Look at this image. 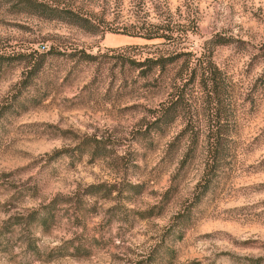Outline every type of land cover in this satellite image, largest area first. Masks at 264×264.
Masks as SVG:
<instances>
[{
  "label": "rangeland",
  "instance_id": "rangeland-1",
  "mask_svg": "<svg viewBox=\"0 0 264 264\" xmlns=\"http://www.w3.org/2000/svg\"><path fill=\"white\" fill-rule=\"evenodd\" d=\"M0 264H264V0H0Z\"/></svg>",
  "mask_w": 264,
  "mask_h": 264
},
{
  "label": "trees",
  "instance_id": "trees-1",
  "mask_svg": "<svg viewBox=\"0 0 264 264\" xmlns=\"http://www.w3.org/2000/svg\"><path fill=\"white\" fill-rule=\"evenodd\" d=\"M38 6L44 8L45 10H52L54 12L60 13L62 16H68L70 18L69 21L72 23L79 24L90 30H97L98 24L91 18L89 15L85 13H81L79 10H73L71 7H54V5H49L45 2H36ZM140 5V4H139ZM142 8V7H140ZM137 20V19H136ZM178 22H173L169 19H161V21L150 22L144 19H138L137 23L131 25V27L125 28L122 30L125 33L132 35H140L144 38H152L156 36L162 37L165 42L169 44V42L173 40L183 39V34L180 33ZM150 58L146 57L145 60H149ZM172 60L171 58L166 60L169 62ZM166 61L157 60V56L155 54L152 55V68L159 66L161 70H164V66ZM137 65H141L142 61H138ZM198 67H200V75L196 77L193 73L190 79H187L189 82H193L194 79L198 80L199 86L206 89L207 85L210 86V89H207V92H219V88L223 85V80L220 75L215 74L214 67L207 62H198ZM194 72V71H193ZM217 73V72H216ZM187 80H183L181 76H173L170 77L169 88L171 87L173 91L170 93V96L167 100L169 106L179 98L182 99L183 93L178 90L179 87L184 86L188 83ZM168 111L163 112L161 115L152 118V131H160L163 132L164 129L174 120V115L172 114V110L167 109ZM186 126L184 127L183 134L187 133V130L191 129L190 122L186 121ZM188 123V125H187ZM207 130L206 134L203 137L204 145L207 152L216 153V151H222L225 145V135L220 133L217 129L215 120L208 119L205 124ZM213 127L215 129H213ZM197 134V132H196ZM196 137V136H195ZM198 137V136H197ZM185 162V156L182 158L181 163Z\"/></svg>",
  "mask_w": 264,
  "mask_h": 264
}]
</instances>
